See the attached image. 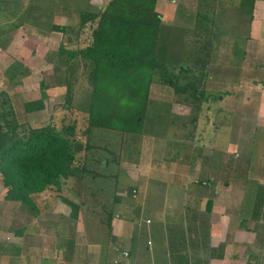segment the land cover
<instances>
[{"label": "rangeland", "instance_id": "obj_1", "mask_svg": "<svg viewBox=\"0 0 264 264\" xmlns=\"http://www.w3.org/2000/svg\"><path fill=\"white\" fill-rule=\"evenodd\" d=\"M71 1L73 6L82 2ZM232 2L219 3L215 17L207 22L213 30L211 37L205 38L210 40L208 49L203 51L209 55L208 62L203 73L197 68L193 73L202 78L198 86L204 91L197 110L179 102L180 98L155 74L138 133L94 128L88 135L84 132L86 123L81 114L87 109L91 92L89 61L75 59L65 64L57 55L60 43L72 48L80 44L77 41L81 39L51 27L56 21L50 17L49 0H0V91L4 92L0 100L8 102L9 99L17 120L33 128L52 123L59 129L76 117V139L92 146L80 153L78 159L84 162L83 181L87 179L88 184L93 183L91 179L97 176L109 185L119 181L126 185L124 188L129 195L137 188V183L146 179L181 181L193 176L196 183L202 177L198 166L203 171L208 159L219 157L218 149H228L231 155L240 152L239 159L234 156L245 163L250 157L263 162L264 34L258 36L257 28L252 27L261 24L260 18L264 21V10L257 20L253 19L250 5L237 7ZM72 14L75 13L72 11ZM77 17L75 14L68 20L70 28L76 27L70 25L76 24ZM191 35L187 32L185 41L190 40ZM160 42L158 56L165 60L163 57L167 54L171 63L176 61V37L168 33ZM164 44L173 51H165ZM180 48H184L183 43ZM183 51L188 53L190 48ZM189 59L182 57L179 62L184 64ZM186 63L191 65V62ZM227 94L232 97H226ZM38 98H42L44 108L26 112L24 102ZM187 155H192L189 162L179 165ZM83 165L78 164L79 167ZM193 170L196 172L191 174ZM97 172L100 174L95 176ZM76 180L75 177L63 178L61 194L73 199ZM4 187L0 180V242H12L8 237L14 235L15 229L26 219L30 227L32 217H38L30 215V209H16L19 203L14 200L4 202L2 196L7 190ZM49 189V198L57 200L55 205L59 208L56 210L67 214L68 207L59 199L60 195L53 187ZM103 196L100 202L106 211L111 209L112 202L105 193ZM41 212L46 213L42 209Z\"/></svg>", "mask_w": 264, "mask_h": 264}, {"label": "crops", "instance_id": "obj_2", "mask_svg": "<svg viewBox=\"0 0 264 264\" xmlns=\"http://www.w3.org/2000/svg\"><path fill=\"white\" fill-rule=\"evenodd\" d=\"M111 1L82 0L73 6L71 0H49L50 17L56 21L54 25L69 26L68 20L77 14L76 24L70 25L77 26L78 10L98 12ZM219 3L229 4L230 0H155L154 11L161 24L158 42L171 33L177 40L174 51L180 53L185 31L195 27L199 16L212 21ZM232 3L240 7V0ZM263 10L264 1L255 0L253 19L258 20ZM259 21V26L252 27L257 28L258 36L264 34V21ZM165 51L173 48L165 45ZM225 96L231 98L232 94ZM218 151L222 157L208 159L203 171L198 166V172L209 182L207 188L195 183L193 176L181 181L153 178L133 182L138 185L133 196L124 183L109 185L101 176L91 179L95 182L90 184L87 179L76 181L74 198L67 197L80 204L73 222L69 220V206L64 203L67 214L56 210L57 200L49 198L50 189H45L35 195L36 213L30 210V215L38 218L32 217L30 227L26 219L15 229L8 237L12 242H0V264H264V161L255 157L248 158V164L236 160L232 173L228 177L223 170L221 180L217 179L219 163L225 162L230 169L226 162L231 153L228 149ZM234 155L239 159L241 153ZM191 156L181 159L179 165L189 162ZM62 180L59 195L64 189ZM104 193L112 202L106 211L100 202ZM5 195L3 201L10 202ZM208 199L212 204L207 213ZM15 202L19 211L28 209ZM109 213L110 230L106 224Z\"/></svg>", "mask_w": 264, "mask_h": 264}, {"label": "trees", "instance_id": "obj_3", "mask_svg": "<svg viewBox=\"0 0 264 264\" xmlns=\"http://www.w3.org/2000/svg\"><path fill=\"white\" fill-rule=\"evenodd\" d=\"M254 1L240 0V6L250 5L252 12ZM154 4L155 0H112L98 12L78 10L79 23L76 27L51 25L56 31L63 34L69 32L81 39L77 41L80 44L72 48L59 44L57 55L64 59L65 64L75 59L89 61L91 92L87 109L81 114L86 123L84 132L88 135L94 128L138 133L155 74L180 98L179 102L187 104L192 110L200 107L204 91L199 89L198 84L202 78L193 73L196 68L200 73L206 69L209 55L203 54V51L210 44V40L205 38L209 39L213 34L212 27L199 16L192 31H185L191 33L192 38L183 42V49L190 48V51L187 53L180 48L182 52L176 51V61L174 59L171 63L167 55L163 60L157 53L161 46L158 42L161 24ZM162 46L165 47V44ZM182 57L190 58L186 61L191 65L186 61L181 64L179 60ZM2 94L4 92L0 91ZM66 105L70 107L69 102ZM43 108L42 98L24 102V109L28 113ZM68 121L71 122L64 123L59 129L52 123L35 128L26 126L15 117L11 101L0 100V176L7 188L5 199L19 201L36 213L35 195L49 187L60 192L62 178L75 177L78 182L82 180L84 162H78V159L80 153H85L92 146L76 139V117ZM217 155L222 157L223 153L218 152ZM236 162L234 155H230V160L226 162L230 169H227L225 162H220L217 179L224 178L222 172L225 169L229 177ZM79 163L83 166L79 167ZM97 174L100 173H94L95 176ZM203 177L196 181L207 188L209 182ZM59 197L69 206V220L73 222L80 204L65 196ZM211 204L208 199L205 212H210ZM107 218L106 224L110 230V213Z\"/></svg>", "mask_w": 264, "mask_h": 264}, {"label": "built area", "instance_id": "obj_4", "mask_svg": "<svg viewBox=\"0 0 264 264\" xmlns=\"http://www.w3.org/2000/svg\"><path fill=\"white\" fill-rule=\"evenodd\" d=\"M202 183L204 184L205 182H202ZM132 193H133V196H136V190H133ZM149 222H150L149 220H146V223H149Z\"/></svg>", "mask_w": 264, "mask_h": 264}]
</instances>
